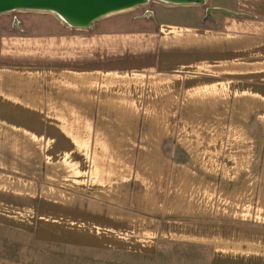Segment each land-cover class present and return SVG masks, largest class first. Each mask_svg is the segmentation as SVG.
Segmentation results:
<instances>
[{
  "label": "crops",
  "instance_id": "0c3cea01",
  "mask_svg": "<svg viewBox=\"0 0 264 264\" xmlns=\"http://www.w3.org/2000/svg\"><path fill=\"white\" fill-rule=\"evenodd\" d=\"M205 4L1 33L0 264H264V0Z\"/></svg>",
  "mask_w": 264,
  "mask_h": 264
},
{
  "label": "rangeland",
  "instance_id": "374dc122",
  "mask_svg": "<svg viewBox=\"0 0 264 264\" xmlns=\"http://www.w3.org/2000/svg\"><path fill=\"white\" fill-rule=\"evenodd\" d=\"M229 0H206L205 7L208 6H217L219 3H228ZM157 5H170L169 3H165L159 0H149L144 6L140 5L133 9L127 10L128 14L133 15H142L144 11L151 10L153 11L154 8ZM205 10V9H204ZM148 11V12H149ZM151 14V13H150ZM53 13L46 12V11H36V10H14L9 11L0 14V35L3 32L8 33H23L22 31L26 30L27 25L25 26V23L27 24L29 19H33L34 25L38 26H48L46 20L51 18ZM212 16L214 13L211 14ZM143 17V16H139ZM205 17V16H204ZM18 20V21H17ZM206 21V22H205ZM210 20L209 18H203V22L207 25H212L211 23H208ZM25 22V23H24ZM214 123V122H213ZM218 124V121L216 122ZM236 123L238 125H230L228 126V131H234L236 129L243 130L245 127L241 124V122H232ZM210 126H213V124H210ZM209 126V127H210ZM235 133V132H233ZM233 133H230L232 135ZM240 134V136H239ZM242 132L238 134H234L233 136L237 135L240 139H242L241 136ZM236 136V137H237ZM244 139V138H243ZM242 142V141H241ZM224 145V143H223ZM226 145H230V143H226ZM231 147V146H230ZM224 150V149H223ZM227 151V150H226ZM232 156H237V160L245 159L244 154L245 151V141L242 142L241 146L239 148H234ZM256 207V206H254ZM242 212L246 213L248 210L247 206L242 207ZM258 211H254L251 217L258 216ZM14 264H136V261L129 259H123L116 256H111L109 254H103L101 252H96L89 255H78V254H72L68 250H58V249H50L46 250L45 253L41 256H27V257H17L15 258Z\"/></svg>",
  "mask_w": 264,
  "mask_h": 264
},
{
  "label": "water",
  "instance_id": "95a60500",
  "mask_svg": "<svg viewBox=\"0 0 264 264\" xmlns=\"http://www.w3.org/2000/svg\"><path fill=\"white\" fill-rule=\"evenodd\" d=\"M149 0H0V14L14 10H36L55 14L73 28L85 29L104 16L133 9ZM173 5L204 4L206 0H159ZM221 12L238 16L223 7H205L206 17Z\"/></svg>",
  "mask_w": 264,
  "mask_h": 264
},
{
  "label": "built area",
  "instance_id": "2783aa9c",
  "mask_svg": "<svg viewBox=\"0 0 264 264\" xmlns=\"http://www.w3.org/2000/svg\"><path fill=\"white\" fill-rule=\"evenodd\" d=\"M147 13H149L148 11L144 12L142 15H139V16H145L147 15Z\"/></svg>",
  "mask_w": 264,
  "mask_h": 264
}]
</instances>
